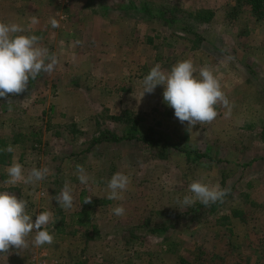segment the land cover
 <instances>
[{
    "label": "rangeland",
    "instance_id": "1",
    "mask_svg": "<svg viewBox=\"0 0 264 264\" xmlns=\"http://www.w3.org/2000/svg\"><path fill=\"white\" fill-rule=\"evenodd\" d=\"M141 1L165 4L181 19L166 24L132 8ZM192 12L203 21L185 16ZM0 21L40 36L58 58L51 74L30 79L10 103L0 98V150L13 147L0 162V191L25 199L33 221L51 211L54 243L10 249L0 264H264V17L238 0H0ZM184 59L214 70L233 104L230 116L217 106L212 123L189 127L163 101V85L139 99L155 64L170 71ZM125 111L134 117L124 120L213 159L177 150L155 157L113 119ZM107 130L123 138L111 141ZM14 160L25 175L33 167L49 175L7 185ZM77 165L93 178L87 185ZM118 171L130 176L129 189L123 200H108L107 182ZM200 179L231 189L214 210L177 203ZM65 183L74 197L68 210L55 200ZM119 205L123 216L112 212Z\"/></svg>",
    "mask_w": 264,
    "mask_h": 264
},
{
    "label": "clouds",
    "instance_id": "2",
    "mask_svg": "<svg viewBox=\"0 0 264 264\" xmlns=\"http://www.w3.org/2000/svg\"><path fill=\"white\" fill-rule=\"evenodd\" d=\"M31 23H38L36 17H32ZM50 23L54 28L59 27L54 18ZM41 39L40 36L26 34V29L19 23L0 21V98L10 103L8 97L27 91L30 79H36L42 72L51 74L55 70L58 58L41 45ZM158 85L164 86L163 101L174 109L175 117L189 127L212 123L219 115L217 106L227 109L225 116L231 115L233 104L223 91L219 77L210 67L198 69L191 59L178 61L170 71L163 70L159 63L155 64L143 79L139 99L146 93H153ZM5 151L12 152L13 147L9 145ZM6 171L8 179L4 183L7 185L35 184L49 175L47 167H33L25 175L24 166L15 160ZM76 174L79 182L84 185L93 179L83 165L76 166ZM130 183V176L119 171L114 173L107 182L106 198L123 200V193L129 189ZM230 191V188H221L219 184L206 183L203 179L195 180L189 185L191 195H185L177 203L185 209L194 206L197 201L208 207L218 201L223 202ZM72 192L70 185L65 183L55 196L61 209L73 207ZM91 202L92 196L83 200V203ZM27 206L25 199L17 198L10 191H0V255H8L10 249L17 252L26 250L30 244L41 247L54 243V234L48 230V225L56 223L53 213L42 211L33 221ZM112 212L116 216H123L125 208L119 205Z\"/></svg>",
    "mask_w": 264,
    "mask_h": 264
},
{
    "label": "trees",
    "instance_id": "3",
    "mask_svg": "<svg viewBox=\"0 0 264 264\" xmlns=\"http://www.w3.org/2000/svg\"><path fill=\"white\" fill-rule=\"evenodd\" d=\"M238 2L247 5L253 15H255L256 17H264V0H238ZM136 5L141 6L137 7ZM136 5H134L132 8L138 11L141 10V12L146 13L149 17L163 20L164 22H166V24H175V21L177 22L178 19H181L179 17L180 15H175L176 13L170 10L165 4H156L149 1H141L140 3H136ZM130 7L131 6H128V8ZM185 16L194 17L195 21H198V23H201L203 21L199 14H194L193 12L185 14ZM184 30L195 34L192 28H184ZM196 38L198 39V35H196ZM132 115L134 117V113H132L131 111H125L121 115L113 116V119H115L117 122H120L119 124L125 125L123 130L127 131V137L129 139L133 138L136 139V141L141 142L145 146V148L150 150V152L154 150L155 157L166 158L172 150H177L185 152L188 159H203L205 157L208 159H213V156H210L207 152H202L195 146L186 147L180 142L169 139L163 133L157 132L153 127L144 129L143 127L139 126V120L137 119L135 121H133L132 118L124 120V117H132ZM106 133L112 137L111 141H119V139L123 138L122 136H118V133L114 131L109 132V130H107ZM103 140L105 139L102 135L97 141L101 142ZM7 155L8 154L5 151L0 150V162H6ZM213 205L214 204H212V206ZM214 209L216 208L213 206L211 210ZM79 215L81 216L82 214ZM78 222L82 223L81 220H79ZM185 261V259L180 260V264H191Z\"/></svg>",
    "mask_w": 264,
    "mask_h": 264
}]
</instances>
